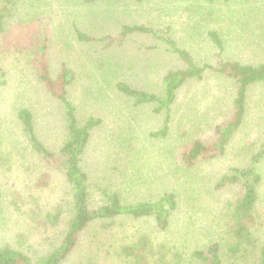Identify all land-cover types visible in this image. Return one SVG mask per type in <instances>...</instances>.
<instances>
[{"label":"rangeland","instance_id":"374dc122","mask_svg":"<svg viewBox=\"0 0 264 264\" xmlns=\"http://www.w3.org/2000/svg\"><path fill=\"white\" fill-rule=\"evenodd\" d=\"M160 1L163 0H18L11 7L0 33V242L7 241L35 258L53 240L52 231L58 233L62 227L61 219L45 225L44 214L68 208L65 179L41 165L17 117L19 109L30 110L38 139L49 150H58L66 132L65 110L37 75L35 53L42 23L50 33L51 76L58 74L61 63L75 73L74 81L67 86V99L75 107L79 124L90 115L101 120L91 131L81 156L91 203H99L103 189L118 192L128 202L153 200L173 191L179 198V207L165 233L170 243L180 248L182 242L191 247L206 241L218 218L220 236H229L224 231L225 201L233 197L234 187L217 189L215 181L228 168L244 161L242 152H237L242 144L253 152L264 140V82L249 86L244 119L225 154L186 168L179 163L181 144L193 138H207L213 131L211 125L228 120L234 98L231 81L210 70L200 79L187 80L172 104L166 136H151L150 132L163 125L161 115L152 111L153 104L133 105L115 88V82L124 81L132 87L160 93V77L169 69L183 66L177 55L156 33L133 32L121 46L110 48L104 46L105 41L79 42L74 35L75 27L89 36L100 37L114 35L122 24L143 25L155 31L168 25V36L187 49L197 65L216 66L225 60L257 64L264 60V48L254 49L251 43L241 42L236 49L218 54V49L204 41L202 34L189 35L191 29L200 30L196 17L210 7L213 11L204 17L203 27L231 24L222 17L207 18L218 13L221 4L220 12L231 8L239 11L242 39L250 37L247 32L255 19L251 20L247 13L248 0H198L200 8L194 10L183 9V0ZM18 19L23 22L18 23ZM234 24L239 25L236 21ZM89 57L96 58V63H91ZM101 59L111 63L108 71L107 66H98ZM258 170L262 182L255 207L261 224L254 234L258 244H264V159ZM44 171L50 174L46 181H40ZM34 202H38L39 211L32 217L26 210ZM124 222L111 231L110 241H128L135 229L153 228L148 220ZM99 239L84 234L65 264H119L115 258L105 260L95 251ZM251 259L242 257L235 264H246Z\"/></svg>","mask_w":264,"mask_h":264},{"label":"trees","instance_id":"16d2710c","mask_svg":"<svg viewBox=\"0 0 264 264\" xmlns=\"http://www.w3.org/2000/svg\"><path fill=\"white\" fill-rule=\"evenodd\" d=\"M135 1L141 2L142 0ZM166 1L163 0L160 3ZM183 1V9L200 8L198 0ZM223 1L228 2V0ZM17 2L18 0H0V33L5 29L6 15L10 13L11 7L17 5ZM217 8L221 9V4ZM211 11H213L212 7L208 8L204 14L199 12L195 24L201 23L202 20L205 21L204 17ZM17 22L22 23L23 21L18 19ZM169 30L168 25L164 29L155 31L143 25L122 24L114 35L89 36L77 27L74 28V35L79 42L100 41L103 43L105 41L104 46L110 48L121 46L133 32L156 33L168 45L171 52L177 55L183 66L169 69L160 77L158 82L161 87L160 93L147 92L132 87L124 81L115 82V88L133 105L153 104L152 111L161 115L163 125L159 130L150 132L151 136H166L171 120L172 104L179 88L187 80L200 79L206 70H210L231 81L234 98L228 120L224 119L211 125L213 131L207 138H193L187 142L184 141L182 146L180 145L179 163L186 168H191L197 163L213 161L225 154L244 119L249 86L264 82V60L257 64L225 60L216 66L211 64L200 66L195 63L187 49L179 47L168 36ZM207 34L218 49V54L222 53L223 47L217 33L209 30ZM37 41L38 47L35 53L37 75L45 88L63 103L65 110L66 132L58 150H49L38 139L30 110L19 109L17 117L25 139L38 156L41 165L47 170L58 172L65 179L68 185L65 200L68 208L63 212L56 210L54 213L47 211L44 214L45 225L49 221L57 222L61 219L62 225L60 226L62 227L59 228L58 233L52 231L53 240H49L47 248L41 250L35 258H31L19 247L2 241L0 242V264H65L84 234L92 238H100L99 242L95 243V251H98L97 253L105 260L110 256V260L115 258L119 264H226L227 262L235 264L238 259L246 256L252 258L249 262L246 261V264H264V244H258L254 234L255 228L261 224V221H258L259 212L255 206L258 201V188L262 182L258 164L264 159V140L253 152L244 149V144H242L237 152H242L244 161L228 168L215 181L217 189L234 187L233 197L225 201L227 210L224 213L227 220H224V231L229 236H220L221 223L218 218L214 220L215 224L211 228L210 238L201 243L196 242L191 247H186L185 242H182L179 248L169 242L170 237L165 236L179 207V198L175 192H165L157 195L153 200L128 202L118 192L103 189L99 203H91L88 176L81 165V156L91 131L98 126L101 120L90 115L84 123L79 124L75 107L67 99V86L75 78V73L70 67L61 63L58 74L55 77L51 76L48 54L50 33L45 23L39 26ZM89 61L96 63L97 59L89 57ZM110 64L101 59L98 66L103 69L107 66L108 71L111 68ZM49 174L46 171L42 172L39 176L40 181H46L45 178ZM37 204L38 202L31 204L26 213L32 217L37 216L39 211ZM23 205L25 204L20 206ZM15 209L19 211L20 208L17 206ZM64 214L66 217L63 216ZM127 219L148 220L153 228L152 230L135 229L132 238L128 241L120 240L118 243L110 241L111 231ZM94 226L98 230V235L94 232V228L92 229ZM158 233L162 235H157ZM171 236H174V232ZM254 249H256L255 252H253Z\"/></svg>","mask_w":264,"mask_h":264},{"label":"crops","instance_id":"0c3cea01","mask_svg":"<svg viewBox=\"0 0 264 264\" xmlns=\"http://www.w3.org/2000/svg\"><path fill=\"white\" fill-rule=\"evenodd\" d=\"M220 1V0H218ZM249 1V10L247 11L250 19H255V24L250 25L252 27L251 30H248V34L250 37L246 39H242V31H240V15L239 11L235 8L227 9L226 11L219 10L218 13L214 15H207V18H211L210 20H214L217 18H224L227 20L228 23L231 24H215V25H207L203 27V20L200 24V30H190L189 35L191 34H202L204 36V41L212 44L215 47V44L210 40L208 37L207 32L209 30H214L219 39L220 43L222 44L223 50L226 49H236L239 43L243 42L253 44V48H264V21L261 22V19H264V0H248ZM212 12V11H211ZM246 13V12H245ZM236 21L239 25L234 24ZM193 28V27H192ZM245 40V41H243ZM216 48V47H215Z\"/></svg>","mask_w":264,"mask_h":264}]
</instances>
